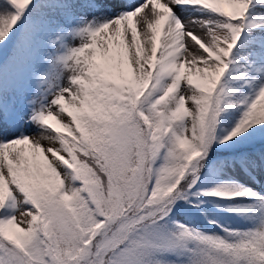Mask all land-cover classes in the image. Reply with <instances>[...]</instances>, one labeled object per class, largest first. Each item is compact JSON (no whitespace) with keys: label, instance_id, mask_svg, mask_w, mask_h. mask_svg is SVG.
<instances>
[{"label":"snow or ice","instance_id":"obj_1","mask_svg":"<svg viewBox=\"0 0 264 264\" xmlns=\"http://www.w3.org/2000/svg\"><path fill=\"white\" fill-rule=\"evenodd\" d=\"M0 264H264V0H0Z\"/></svg>","mask_w":264,"mask_h":264},{"label":"trees","instance_id":"obj_2","mask_svg":"<svg viewBox=\"0 0 264 264\" xmlns=\"http://www.w3.org/2000/svg\"><path fill=\"white\" fill-rule=\"evenodd\" d=\"M200 211H206L209 214L210 218L219 219L222 223H228L232 218L223 214L217 212L216 209L211 208L210 206H205L203 209H186L181 211V215L177 218L180 220H186V219H193L194 221L199 222L201 227H204L202 218L200 217ZM235 226V224L233 225Z\"/></svg>","mask_w":264,"mask_h":264},{"label":"rangeland","instance_id":"obj_3","mask_svg":"<svg viewBox=\"0 0 264 264\" xmlns=\"http://www.w3.org/2000/svg\"><path fill=\"white\" fill-rule=\"evenodd\" d=\"M197 34L199 35L200 33H199V30H197ZM141 39H142V37H140Z\"/></svg>","mask_w":264,"mask_h":264}]
</instances>
